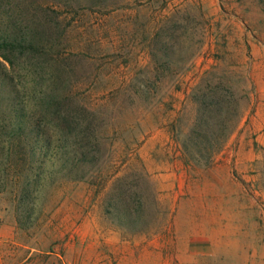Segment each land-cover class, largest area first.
Returning a JSON list of instances; mask_svg holds the SVG:
<instances>
[{
    "label": "rangeland",
    "instance_id": "1",
    "mask_svg": "<svg viewBox=\"0 0 264 264\" xmlns=\"http://www.w3.org/2000/svg\"><path fill=\"white\" fill-rule=\"evenodd\" d=\"M26 1L0 9L34 36L0 56L4 260L264 264V0Z\"/></svg>",
    "mask_w": 264,
    "mask_h": 264
},
{
    "label": "trees",
    "instance_id": "2",
    "mask_svg": "<svg viewBox=\"0 0 264 264\" xmlns=\"http://www.w3.org/2000/svg\"><path fill=\"white\" fill-rule=\"evenodd\" d=\"M11 5V11H12V19L14 18L15 20H20L26 18V14H30L29 11L32 9L33 3L30 1L26 0H0V9H3L2 6L5 5ZM16 21V22H18ZM25 22V21H23ZM33 34L31 32L29 34H23L20 32H15L11 34H6V35H0V56L3 57L5 60L9 61L10 65H13V62L11 59H9L7 56L1 54V51L3 49L10 48L11 51H14L16 49H24L26 48L25 45H29L31 41H33ZM31 46V45H29ZM232 100H234L232 98ZM238 102L234 100V103L231 107V109L228 111V126L229 127V132L232 131V128L234 127V119H237L239 117L238 113ZM235 114V115H234ZM233 115V116H232ZM222 148V142L218 139L210 141L209 139H206L205 144L201 146V149L204 151V156L206 158V161L204 162L205 167H209L213 161L214 157L216 155L217 151H220ZM184 159L185 163L188 165V167L192 166L189 162L191 161L190 159H187V156L189 157V154L187 152V146H184Z\"/></svg>",
    "mask_w": 264,
    "mask_h": 264
},
{
    "label": "crops",
    "instance_id": "3",
    "mask_svg": "<svg viewBox=\"0 0 264 264\" xmlns=\"http://www.w3.org/2000/svg\"><path fill=\"white\" fill-rule=\"evenodd\" d=\"M257 86H264V69L261 70L260 73H258V85ZM262 106L264 105V98H262ZM257 116L256 118H254L253 121V125L258 126L259 123V116L262 115L259 111L258 113H256ZM3 226V225H1ZM3 230H7V231H11L10 233L14 234L16 233V228L13 226H7L5 225L4 227H0V232ZM10 249H19L20 251H24L27 250L28 254L27 256L24 258H20V256L17 257V252L14 255V260H9L6 261L4 260V254L2 253V251H0V264H54L49 263V260L52 261V257L51 259H49V256L52 255V253L49 251L50 248H10ZM38 256L41 257L40 259L42 260L41 262H39ZM34 257H36L37 259H34Z\"/></svg>",
    "mask_w": 264,
    "mask_h": 264
}]
</instances>
